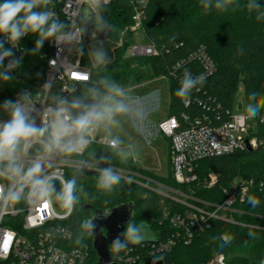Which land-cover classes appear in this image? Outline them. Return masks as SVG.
I'll return each instance as SVG.
<instances>
[{
	"label": "trees",
	"instance_id": "obj_1",
	"mask_svg": "<svg viewBox=\"0 0 264 264\" xmlns=\"http://www.w3.org/2000/svg\"><path fill=\"white\" fill-rule=\"evenodd\" d=\"M246 3L247 0H235V4L228 11L212 10L206 13L201 7V0H147L146 19L143 23L145 40L153 43L160 53L150 58L127 57L126 51L132 42V34L128 32L124 36L123 46L113 53V58L103 71L123 85L131 87L169 76L168 117H177L182 126L188 124L185 123L184 117L191 123L201 120L220 125L228 119V112L230 114L235 110L241 87L247 98L252 92H258L261 94L260 98H264V20H257V13L250 12L245 6ZM259 4L264 6V2ZM131 7V0H114L103 9L109 17V39L111 38L112 42H117L125 28L132 25ZM2 39L0 36V40ZM36 39L35 35H28L21 65L11 72L13 80L0 82V119L8 117L2 108L6 100L14 102L26 89H36L45 82L48 41H45L38 51H34ZM200 48H205L210 55L216 71L198 90L191 92V103L186 106L183 103L184 98L177 97L175 92L180 87L185 69L193 76L200 73L199 62L189 60ZM185 59L188 61L183 67L172 74V67ZM82 65L88 68L91 76L95 78L96 70L91 68L89 54L84 49ZM3 68L5 67L0 66V71ZM51 92L61 94L56 87H53ZM260 138L264 140V135ZM166 139L169 148L167 177H157L139 169L131 160L122 163L113 159L112 165L141 175L144 184L122 180L113 193L105 195L95 188L96 173H86L81 183L89 193V198L83 199L65 222L73 234L71 246L88 248V264H98L99 258L90 236L80 245L75 243L80 221L91 218L96 211L132 203L134 219L137 222L145 221L155 235V241L131 248L133 253L140 255L144 261L157 259L164 260L167 264H208L217 255L223 254L228 264H260L264 259V193L260 191L250 197L258 201L255 205L250 199L243 205H237L244 214H234V218L245 226L214 220L208 229L195 231L189 245L179 243L164 255H151L153 245L166 242L176 235L177 231L170 223L171 217L186 212V207L153 191L154 185L161 184L200 200L220 204L226 198L223 189L235 178L259 181L264 175V147H259L256 150L236 151L203 159L196 165L199 180L189 185H180L172 176L171 141ZM93 151L99 156L103 147L92 145L89 152ZM210 173L218 176V183L213 188L205 186V180ZM70 174L71 171L67 176ZM105 200L108 201L107 204ZM250 231L256 233L255 239L248 235ZM225 234L232 235L233 240L221 247L223 241L220 237ZM238 248H249L250 258L234 256L233 253ZM110 250L111 257L123 252L117 253L111 248Z\"/></svg>",
	"mask_w": 264,
	"mask_h": 264
},
{
	"label": "clouds",
	"instance_id": "obj_2",
	"mask_svg": "<svg viewBox=\"0 0 264 264\" xmlns=\"http://www.w3.org/2000/svg\"><path fill=\"white\" fill-rule=\"evenodd\" d=\"M75 4L83 7L66 23L54 11L53 0H0V36L4 38L0 40V66L6 58L13 57V49H17L21 38L27 35L37 37L34 51L48 40L57 45L79 44L85 31L83 23L93 17L96 20L101 0H75ZM234 4L235 0H201L206 13L225 12ZM245 6L257 13V20H264V6L258 0H247ZM81 12L82 20L73 18ZM95 26L102 30L107 25L101 18ZM5 44L10 47L6 48ZM240 51L242 53L243 49ZM89 59L91 68L96 70L95 78L86 75L78 94L75 86L64 96L52 93L50 85L45 84L42 94L24 91L14 102L6 100L3 103V111L9 119L0 122V209H12L20 204L37 208L58 204L71 214L83 199L89 198L81 183L87 172L96 173L95 188L110 195L123 179L120 170L111 166L112 160L127 163L137 159L138 146L128 136L126 126L137 132L147 131L151 126V109L131 87L103 71L110 62L103 47L90 50ZM20 65V59L10 60L0 71V82L12 81L11 72ZM205 79L204 74L193 76L185 69L175 95L188 97ZM260 95L258 92L249 94L246 112L250 118L257 117L264 109V98ZM38 104L43 106L42 110L36 107ZM96 143L103 147L99 156L97 152H89ZM62 166L71 167L70 176L58 174ZM249 199L253 205L258 203L254 198ZM112 209L104 211V216H109ZM131 217L124 231L110 244L117 253L145 239L147 223L137 222L134 212ZM94 220L95 215L80 221L75 237L77 245L86 237L94 236ZM248 235L256 238L253 231ZM220 239L224 247L232 242L233 236L225 234ZM260 264H264V259Z\"/></svg>",
	"mask_w": 264,
	"mask_h": 264
},
{
	"label": "built area",
	"instance_id": "obj_3",
	"mask_svg": "<svg viewBox=\"0 0 264 264\" xmlns=\"http://www.w3.org/2000/svg\"><path fill=\"white\" fill-rule=\"evenodd\" d=\"M113 1L101 0V7L95 13L96 24L100 23L103 9ZM53 2L55 4L54 11L66 23L69 22V17L76 15V12L83 7L77 6L75 0H53ZM131 6L133 11L132 25L125 28L119 42H112L115 44L113 53L123 46L124 36L130 32L132 42L127 48V57L150 58L158 56L160 50L153 43L145 40L143 23L146 19L147 0H131ZM81 15L82 12L80 16L73 18L80 21ZM136 34H141L142 43L134 42ZM27 37L28 35L21 38L19 47L13 49V57L6 58L3 62L4 67L12 59L22 60ZM92 37L95 39L98 38V35L97 37L92 35ZM84 45V34L79 44L57 45L54 41L48 40L49 52L45 55L47 59L45 82L36 89H26L25 91L33 95L37 92L42 94L44 85L48 84L50 90L56 87L64 96L69 95L73 86L77 87L78 93L79 87L84 81L79 77L91 74L90 70L82 65ZM5 47H10V45L5 44ZM193 59L199 62L201 67L199 74H204L206 79L215 73L216 66L205 48H200L189 58V60ZM187 61L185 59L176 63L172 67L171 73H177ZM157 79L169 81V76H162ZM143 84L131 88L140 87ZM191 100V97H185L183 103L188 106ZM36 107L42 110L43 106L38 104ZM239 107L240 111L238 112L233 111L230 114L228 112V119L220 125H212L201 120H195L191 123L187 117H184L185 123L188 124L182 126L175 116H167L157 125L159 135L171 141L172 176L176 183L189 185L197 182L199 177L196 172V165L203 159L264 147V140L260 138L261 135H264V109L260 111L257 117L250 118L247 112L243 111L244 106ZM7 119L9 116L1 118L0 122ZM36 123H40L38 118ZM93 145L102 147L99 143ZM102 166L106 167L107 165ZM111 166L120 170L123 181L139 185L144 184L141 175L112 164ZM70 171H72L71 167L62 166L58 174L66 177ZM217 183L218 176L214 173H210L205 180L207 188H213ZM157 186L165 189L167 193L163 194L157 190L155 192L186 207L185 214H175L170 219L171 225L177 231L176 235L166 242L152 246L151 255L161 256L171 251L179 243L189 245L193 240L195 231L208 229L214 220L245 226L234 218V214H244L237 205L245 204L256 191L264 193V175L259 181L235 178L227 188L223 189L226 198L220 204L200 200L161 184H157ZM58 207L60 206L58 205ZM60 209L64 210L65 213L57 212L55 204L47 205V207L40 205L38 208L28 204H20L12 209H0V264H88V248L71 246L73 234L65 222L72 213L68 214L66 209ZM112 263L145 264L146 261L140 255L134 254L133 249H128L112 257ZM208 264L228 263L226 256L219 254Z\"/></svg>",
	"mask_w": 264,
	"mask_h": 264
},
{
	"label": "rangeland",
	"instance_id": "obj_4",
	"mask_svg": "<svg viewBox=\"0 0 264 264\" xmlns=\"http://www.w3.org/2000/svg\"><path fill=\"white\" fill-rule=\"evenodd\" d=\"M98 25V24H97ZM93 36L97 37V28L93 31ZM121 38V36H120ZM119 38V40H120ZM141 34H136L135 43H142ZM117 40V42H119ZM103 47L107 52L109 59L111 60L114 56L113 49L115 44L112 43L111 38L109 40L98 41L97 38L93 39L91 44H85L83 49L89 54L90 50ZM131 87V86H126ZM146 89L153 91L156 89L158 92L154 95L152 100L145 99L144 101L149 105L151 111L149 119L151 121V134L142 135L141 132H137L130 127H127L128 136L137 144L138 152L137 159L135 164L137 168L147 171L148 173L155 175L157 177H167L168 175V153H167V139L163 136H160L157 132V125L164 119L167 118L169 114V103H170V94L168 81L165 79H155L145 82L140 87L133 88L134 94L143 93ZM139 95V94H138ZM150 95V94H149ZM149 101V102H148ZM248 98L246 97L243 88L241 87L237 95L236 108L235 112L240 111L239 106H244L246 112ZM149 132V131H148ZM152 177V176H151ZM154 185V184H153ZM155 186V187H154ZM154 191L157 190L160 193H167L165 189L154 185ZM156 192L157 194H159ZM160 195V194H159ZM163 197V195H160ZM164 198V197H163ZM58 204H55V209L60 214H64L65 211L60 209ZM148 230V229H147ZM145 239H155V235L148 230L145 235ZM234 256L250 258V249L249 248H238L235 249Z\"/></svg>",
	"mask_w": 264,
	"mask_h": 264
},
{
	"label": "water",
	"instance_id": "obj_5",
	"mask_svg": "<svg viewBox=\"0 0 264 264\" xmlns=\"http://www.w3.org/2000/svg\"><path fill=\"white\" fill-rule=\"evenodd\" d=\"M258 2L262 3L264 2V0H258ZM102 18L107 26L102 30L97 29L98 41L108 40L109 33L111 32V26L108 24L109 17L107 16L106 12L102 13ZM81 20H82V15H81ZM95 22L96 20H94L93 17L92 19L83 23V27L85 29L84 31L85 44H91L93 42L92 35H93ZM58 188L59 185L57 183V189ZM132 212H134V204L129 203L113 208L111 210V214L107 217L104 216V211H96L94 213L95 215L94 222L96 224V228H95L94 236H90V237L93 240V248L99 258L98 264H113L110 244L117 235H119L124 231L127 222L132 218L131 217ZM152 241H155V239H144L139 244H135V245L130 244L126 249L122 251L137 247L141 243L152 242ZM145 264H167V263L164 260L150 259L146 261Z\"/></svg>",
	"mask_w": 264,
	"mask_h": 264
},
{
	"label": "crops",
	"instance_id": "obj_6",
	"mask_svg": "<svg viewBox=\"0 0 264 264\" xmlns=\"http://www.w3.org/2000/svg\"><path fill=\"white\" fill-rule=\"evenodd\" d=\"M155 93H153V91L146 89V91H144L143 93H138L137 96H139L140 98H142L143 100L147 99V100H152V98L154 97L155 94H157V90L154 89ZM150 94V95H149ZM149 102V101H148ZM149 131V132H148ZM151 128L149 127L147 131L145 132H141L142 135L146 136V134H151ZM168 143V141H167ZM167 153H168V157H169V148H168V144H167ZM132 161V160H131ZM135 164V161H132Z\"/></svg>",
	"mask_w": 264,
	"mask_h": 264
},
{
	"label": "snow or ice",
	"instance_id": "obj_7",
	"mask_svg": "<svg viewBox=\"0 0 264 264\" xmlns=\"http://www.w3.org/2000/svg\"><path fill=\"white\" fill-rule=\"evenodd\" d=\"M79 78H81V79H86V77H85V76H82V77H79ZM45 207H47V205H45Z\"/></svg>",
	"mask_w": 264,
	"mask_h": 264
}]
</instances>
